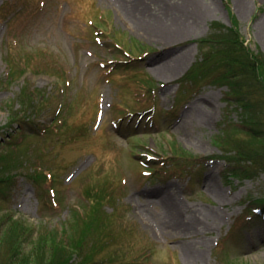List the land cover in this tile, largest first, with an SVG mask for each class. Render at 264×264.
I'll list each match as a JSON object with an SVG mask.
<instances>
[{"label":"rangeland","instance_id":"1","mask_svg":"<svg viewBox=\"0 0 264 264\" xmlns=\"http://www.w3.org/2000/svg\"><path fill=\"white\" fill-rule=\"evenodd\" d=\"M216 23L264 53V0H0V126L34 90L55 123L21 148L54 176L0 189L1 214L35 240L89 208L111 234L91 264H264V171L234 146L264 128L211 69L189 77Z\"/></svg>","mask_w":264,"mask_h":264},{"label":"trees","instance_id":"2","mask_svg":"<svg viewBox=\"0 0 264 264\" xmlns=\"http://www.w3.org/2000/svg\"><path fill=\"white\" fill-rule=\"evenodd\" d=\"M201 45L208 51H204L200 67L195 72V67L192 68L189 77L198 71L203 75L210 69L215 72L213 77L217 79L216 84L230 87L228 102L240 106L244 114L242 126L250 128L249 134L254 135L256 128H264V53L253 52L238 31L217 23ZM133 59L139 61L134 56ZM30 95L27 94L25 99L20 97V108L11 112L6 125L0 126V189L14 186L22 175L35 181V171L45 172L35 169L38 166L30 151H21L29 133L49 135L53 133L52 126L55 124L42 122L46 118L47 104L35 101V90ZM234 146L241 155L238 157H246L249 167H254L242 169L243 177L252 178L254 170L264 171L263 143L259 147L245 146L241 142ZM45 175L51 179L54 176L50 172H45ZM235 175L239 176V173ZM258 205L264 207V196L255 204ZM1 212L0 209V264H91V260L97 258L104 248L100 250L101 244L111 238L110 232H105L100 225L102 219L97 217L96 223L94 213L89 217V208L75 210V222L68 221L66 225L49 229L44 237L35 240L26 222L15 219L12 213ZM94 227L101 230L91 234L90 230ZM120 250L121 246L117 244L115 251Z\"/></svg>","mask_w":264,"mask_h":264},{"label":"bare ground","instance_id":"3","mask_svg":"<svg viewBox=\"0 0 264 264\" xmlns=\"http://www.w3.org/2000/svg\"><path fill=\"white\" fill-rule=\"evenodd\" d=\"M172 33H175V31L172 32ZM169 36H170V35H169ZM175 38H176V37H175ZM175 38H172V39L169 38V39H170V42L166 44L167 46H166V45H165V46H166V47H171V46L175 45L174 42H171L172 40H175ZM167 73H170V71H167V72H166V71H163V72H162V74H165V75H167ZM192 250H194V252H193V251L191 252L190 250H189V252L191 253V257H194V259L197 260V259H199V258L201 259V258L203 257V253L199 252L198 249H194V248H193Z\"/></svg>","mask_w":264,"mask_h":264}]
</instances>
